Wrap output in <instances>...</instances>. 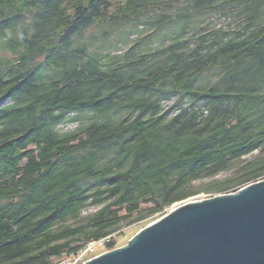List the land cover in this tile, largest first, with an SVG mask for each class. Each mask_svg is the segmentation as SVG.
I'll use <instances>...</instances> for the list:
<instances>
[{
	"label": "trees",
	"instance_id": "obj_1",
	"mask_svg": "<svg viewBox=\"0 0 264 264\" xmlns=\"http://www.w3.org/2000/svg\"><path fill=\"white\" fill-rule=\"evenodd\" d=\"M263 179L264 0H0V264Z\"/></svg>",
	"mask_w": 264,
	"mask_h": 264
},
{
	"label": "water",
	"instance_id": "obj_2",
	"mask_svg": "<svg viewBox=\"0 0 264 264\" xmlns=\"http://www.w3.org/2000/svg\"><path fill=\"white\" fill-rule=\"evenodd\" d=\"M83 264H264V179L179 205Z\"/></svg>",
	"mask_w": 264,
	"mask_h": 264
},
{
	"label": "rangeland",
	"instance_id": "obj_3",
	"mask_svg": "<svg viewBox=\"0 0 264 264\" xmlns=\"http://www.w3.org/2000/svg\"><path fill=\"white\" fill-rule=\"evenodd\" d=\"M258 181H259V180H258ZM239 190H240V189H236V190L234 189V191L229 192V193H235V192H237V191H239ZM222 194H228V193H217V194H213V193H212V194H211V193H210V194H209V193H201V194H199V195H197V196H194V197H191V198H189V199H187V200H185V201H183V202H180V203L175 204L174 206H172V207L169 209L168 212L172 211L173 209H175V208L178 207L179 205H182V204H185V203H189V202L203 201V200H206V199H209V198H213V197H215V196L222 195ZM142 229H143V228H142ZM142 229H141V227L138 228V227H136V226H131V227H129V228H126V229L124 230V235L121 236V238H119L120 240H119V247H118V248H121V247L126 246V245L128 244V242L130 241V239H131L136 233H138V232H139L140 230H142ZM105 252H107V251H105V250L103 249V245L100 244V245L94 247L93 250L90 251L87 255H85L84 258H83V260H84V262H86L87 260L92 259V258H94V257H97V256H99V255H101V254H103V253H105ZM67 259H70V260L74 261L75 258H64V259H62V260H60V261L67 260ZM60 261H57V262H60ZM57 262H56V263H57Z\"/></svg>",
	"mask_w": 264,
	"mask_h": 264
},
{
	"label": "built area",
	"instance_id": "obj_4",
	"mask_svg": "<svg viewBox=\"0 0 264 264\" xmlns=\"http://www.w3.org/2000/svg\"><path fill=\"white\" fill-rule=\"evenodd\" d=\"M103 244V241L100 242H93L90 243L86 249H84L77 257H75L74 261L67 259L60 262H57L56 264H83L84 263V256L87 255L90 251L93 250L94 247Z\"/></svg>",
	"mask_w": 264,
	"mask_h": 264
}]
</instances>
